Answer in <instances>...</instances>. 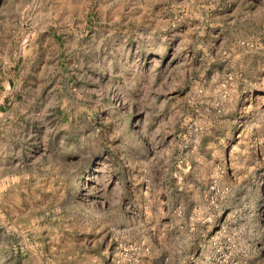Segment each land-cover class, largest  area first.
<instances>
[{"label":"rangeland","instance_id":"374dc122","mask_svg":"<svg viewBox=\"0 0 264 264\" xmlns=\"http://www.w3.org/2000/svg\"><path fill=\"white\" fill-rule=\"evenodd\" d=\"M0 264H264V0H0Z\"/></svg>","mask_w":264,"mask_h":264}]
</instances>
